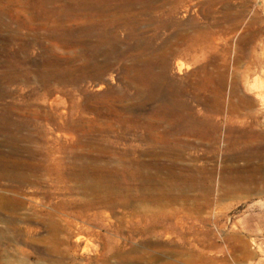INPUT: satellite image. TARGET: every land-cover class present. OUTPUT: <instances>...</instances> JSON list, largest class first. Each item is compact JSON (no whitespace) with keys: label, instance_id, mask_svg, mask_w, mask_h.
Instances as JSON below:
<instances>
[{"label":"rangeland","instance_id":"obj_1","mask_svg":"<svg viewBox=\"0 0 264 264\" xmlns=\"http://www.w3.org/2000/svg\"><path fill=\"white\" fill-rule=\"evenodd\" d=\"M42 3L0 0V264H264V0Z\"/></svg>","mask_w":264,"mask_h":264},{"label":"bare ground","instance_id":"obj_2","mask_svg":"<svg viewBox=\"0 0 264 264\" xmlns=\"http://www.w3.org/2000/svg\"><path fill=\"white\" fill-rule=\"evenodd\" d=\"M46 1L48 2V1H50V0H40V2L42 3V2H45L46 3ZM52 1H54V0H52ZM51 3V2H50ZM54 3V2H53ZM52 3V4H53ZM43 4V3H42ZM55 4V3H54ZM53 4V5H54ZM62 4V3H61ZM49 5V4H48ZM66 12V11H65ZM56 13V12H55ZM72 14V13H71ZM75 14V13H74ZM62 16H60V14H59V16H57V19H60ZM69 17H70V15H69ZM56 29V28H55ZM57 29H60V28H57ZM64 29V28H63ZM50 30V29H49ZM54 30V29H53ZM62 30V29H61ZM60 30V31H61ZM86 31V30H85ZM51 32V31H50ZM71 32V31H70ZM70 32H69V34H70ZM49 33V32H48ZM55 33H58V34H56V36L58 37V39H62V38H65V39H67L68 38V36L67 35H65L64 36V34H61L60 32H56L55 31ZM89 33V32H88ZM76 37V36H75ZM72 39V38H71ZM64 40V39H63ZM77 41H78V39H77ZM63 42H65V41H63ZM60 43V42H59ZM63 44V43H62ZM76 45V44H75ZM110 64V63H109ZM103 70V69H102ZM82 73V72H81ZM11 167V166H10ZM160 184V183H159ZM14 193H16V192H14ZM121 193V192H120ZM145 194V193H144ZM137 195H138V193H137ZM154 199V198H153ZM19 203V201L17 202V204ZM32 205V204H31ZM11 207V206H10ZM29 207H30V204H29ZM9 208V207H8ZM13 208V207H12ZM20 209H22V210H24V209H28V207L27 206H25V205H23V206H21L20 207ZM17 210V209H16ZM25 211V210H24ZM33 211V210H32ZM16 212V211H15ZM20 212H21V210H20ZM37 212V211H36ZM95 212V211H94ZM93 212V213H94ZM48 213V212H47ZM66 213H68V212H66ZM65 213V214H66ZM41 214V213H40ZM71 215H72V213H70ZM95 214H98L99 215V213H95ZM94 214V215H95ZM42 215V214H41ZM52 215H54V214H52ZM70 215V216H71ZM91 215V214H90ZM15 216V215H14ZM88 216H89V214H88ZM46 217V216H45ZM67 217H68V215H67ZM34 218V217H33ZM62 218V217H61ZM90 218V217H89ZM95 218L97 219V218H100L99 216L97 217L96 215H95ZM59 219V218H58ZM93 219V218H92ZM30 220V217L29 216H27V215H25V214H23V215H20V213L18 214V215H16L15 216V219H14V222H15V224H16V226L14 225V229H15V231H17V237H19L20 235H21V237L22 236H25V237H29V236H32L34 233H37L38 231H40V229H41V226H38V225H29V224H27V222ZM61 220H63V219H61ZM60 220V221H61ZM89 220V219H88ZM99 220V219H98ZM43 221V220H42ZM66 222H68V223H70L72 220H70V218H67L66 220H65ZM91 221V220H90ZM35 222V221H34ZM62 222V221H61ZM73 222V221H72ZM77 222V221H76ZM84 222V221H83ZM93 222V221H92ZM13 225V224H12ZM64 225V224H63ZM65 225L67 226V224L65 223ZM64 225V226H65ZM80 225V224H79ZM47 226L49 227V229L51 230V231H56V230H58L60 227H61V225H59L60 227L58 228V223L55 221V220H50V222L47 224ZM46 226V227H47ZM69 226V225H68ZM65 228V227H64ZM67 228V227H66ZM72 228V227H71ZM77 228V227H76ZM79 228V227H78ZM81 228L83 229V227H82V224H81ZM87 228V227H86ZM85 228V229H86ZM133 228V227H132ZM80 229V228H79ZM62 230V229H61ZM87 230V229H86ZM86 230H85V232H86ZM89 230V229H88ZM63 231H66V230H63ZM49 232V231H48ZM60 232V231H59ZM69 232H70V230H69ZM87 232H90V231H87ZM47 233V232H46ZM62 234V233H61ZM88 234V233H87ZM58 235V234H57ZM60 235V234H59ZM58 235V236H59ZM89 235V234H88ZM92 235V234H91ZM51 236V235H50ZM55 236V235H54ZM138 237V236H137ZM31 238V237H30ZM55 238H56V236H55ZM27 239V238H26ZM17 251V250H16ZM19 251H21V252H26V250H19ZM50 251V250H49ZM119 260V259H118ZM155 261V260H154Z\"/></svg>","mask_w":264,"mask_h":264}]
</instances>
